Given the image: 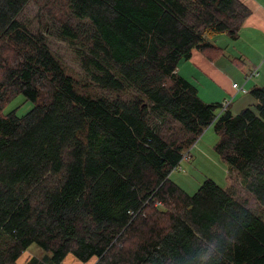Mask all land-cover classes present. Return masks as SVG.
<instances>
[{
	"label": "trees",
	"instance_id": "obj_1",
	"mask_svg": "<svg viewBox=\"0 0 264 264\" xmlns=\"http://www.w3.org/2000/svg\"><path fill=\"white\" fill-rule=\"evenodd\" d=\"M81 25L82 66L62 61L19 15L30 0H0V264L32 244L95 264H264V217L206 180L188 195L170 179L209 127L216 152L264 208V86L234 114L204 102L178 74L194 50L221 51L251 14L240 0H68ZM35 103L19 117L17 95Z\"/></svg>",
	"mask_w": 264,
	"mask_h": 264
},
{
	"label": "rangeland",
	"instance_id": "obj_2",
	"mask_svg": "<svg viewBox=\"0 0 264 264\" xmlns=\"http://www.w3.org/2000/svg\"><path fill=\"white\" fill-rule=\"evenodd\" d=\"M19 20L27 22L33 33H41L44 36L46 45L62 61L68 74L80 82L91 84L83 87L84 92H90L93 96L109 95L93 85L82 66V53L86 51L82 47V40L80 38L70 39L64 34L66 25L74 28L76 32H80L79 26L81 25L79 19L74 16L68 0H30L19 15ZM213 43L221 49L226 48L224 54L196 51L192 58L180 64L179 70L182 71L180 75L183 76L186 70L192 71L195 81L193 83L199 89L200 98L209 104H222L229 100L231 103L228 108L234 114L240 113L245 108L253 107L250 100L256 102V99L250 90L259 79V74L256 75V73L261 66L258 68L259 64L253 65L246 58L241 60L232 58V55L244 51V45L233 41L228 34H220L213 40ZM246 49L250 51L249 48L246 47ZM231 71L241 78L240 83L236 84L240 86V89L247 90V93L238 91L233 85L236 80L232 78ZM246 95L250 102L242 106L239 102ZM34 105V102L26 100L22 94H19L6 106L4 113L16 110L17 115L22 117L33 109ZM218 138L214 127L206 129L187 151L189 157L184 158L179 168L171 173L170 179L188 195L195 194L208 179L224 189L233 185L237 190V196L242 201H246L252 211L264 217V208L253 197L246 195L245 189L240 184V178L237 176L231 183L230 168L215 150ZM43 254L51 255L50 252L38 248L37 244H32L18 259L17 264H28L32 257H40ZM61 264H95V261L91 259L83 262L70 253Z\"/></svg>",
	"mask_w": 264,
	"mask_h": 264
},
{
	"label": "crops",
	"instance_id": "obj_3",
	"mask_svg": "<svg viewBox=\"0 0 264 264\" xmlns=\"http://www.w3.org/2000/svg\"><path fill=\"white\" fill-rule=\"evenodd\" d=\"M240 1L243 2L250 9L251 14L244 21V24L242 25L239 31L238 37L236 39H233V41H238L242 45H244V51H242L239 54L236 53V55H232L233 56L232 58L239 59V60H241L242 58H246V60L253 65L259 64L258 68L261 66L260 70L258 71L259 79L256 81V84L254 86H264V0H240ZM217 37L218 36H216L214 39H216ZM213 40H212V43H213ZM246 47L249 48L250 51H248ZM196 51L198 50L193 51L192 57ZM225 51H226V48L221 49V51H217L214 53L218 55H222L224 54ZM183 62L184 61L180 62L178 65L179 75L182 72L179 70V67H180V64ZM192 74H193L192 71L186 70L185 74L181 76L193 83L195 81H194V75ZM231 74H232V78L236 80L233 83V85L236 83L239 84L240 83L239 80H241V78L237 77L234 71H231ZM246 97L247 95L244 96V99L241 102H239L240 105L244 106L246 104H249L250 101H251L250 104L252 105L256 103L252 99L249 101V99ZM203 101L206 102L205 100Z\"/></svg>",
	"mask_w": 264,
	"mask_h": 264
},
{
	"label": "built area",
	"instance_id": "obj_4",
	"mask_svg": "<svg viewBox=\"0 0 264 264\" xmlns=\"http://www.w3.org/2000/svg\"><path fill=\"white\" fill-rule=\"evenodd\" d=\"M256 75H258V73H256ZM254 76H255V74H254ZM234 86L237 88V90L238 91H241L242 93H247V90H245V89H243V88H241L240 89V86L239 85H237V84H234ZM230 101L229 100H226V101H224L223 103H222V108L223 109H226V108H228V106L230 105Z\"/></svg>",
	"mask_w": 264,
	"mask_h": 264
}]
</instances>
